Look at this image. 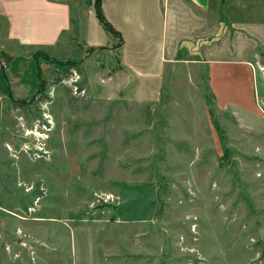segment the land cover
<instances>
[{"label": "rangeland", "instance_id": "rangeland-1", "mask_svg": "<svg viewBox=\"0 0 264 264\" xmlns=\"http://www.w3.org/2000/svg\"><path fill=\"white\" fill-rule=\"evenodd\" d=\"M80 31L27 63L30 95L2 97L0 264H264V101L261 118L220 107L185 61L132 76Z\"/></svg>", "mask_w": 264, "mask_h": 264}, {"label": "crops", "instance_id": "crops-1", "mask_svg": "<svg viewBox=\"0 0 264 264\" xmlns=\"http://www.w3.org/2000/svg\"><path fill=\"white\" fill-rule=\"evenodd\" d=\"M213 1L101 0L104 17L117 31L112 34L104 33L95 0H0V103L5 94L30 95L17 93L23 73H33L35 65L38 73L35 54L75 44L81 30L77 44L93 51L114 48L120 66L132 76L162 77L167 66L184 61L204 67L220 107L232 105L238 114L261 118L257 101H264L263 85L252 64L264 49V18L244 15L238 0H226L218 4L223 9L216 22ZM185 52L196 57L181 58ZM29 62L31 73L24 72Z\"/></svg>", "mask_w": 264, "mask_h": 264}, {"label": "trees", "instance_id": "trees-1", "mask_svg": "<svg viewBox=\"0 0 264 264\" xmlns=\"http://www.w3.org/2000/svg\"><path fill=\"white\" fill-rule=\"evenodd\" d=\"M94 7H95V13H96V17L98 18L100 24L102 25V27L104 28V30L108 33H112V34H116L117 31L113 28V26L106 20V18L104 17L103 13H102V9H101V0H95L94 2ZM65 69L67 68L68 65H77V63L75 61H68L65 64ZM41 85H43V82H41ZM23 103V102H21ZM24 104V103H23Z\"/></svg>", "mask_w": 264, "mask_h": 264}, {"label": "built area", "instance_id": "built-area-1", "mask_svg": "<svg viewBox=\"0 0 264 264\" xmlns=\"http://www.w3.org/2000/svg\"><path fill=\"white\" fill-rule=\"evenodd\" d=\"M252 68L254 69V71H256V68H258V69L261 71V73L263 74L264 67H262V66H258V65H257V67H256L255 65L252 64Z\"/></svg>", "mask_w": 264, "mask_h": 264}]
</instances>
